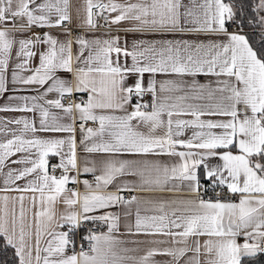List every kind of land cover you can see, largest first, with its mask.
Masks as SVG:
<instances>
[{"label":"snow or ice","instance_id":"obj_1","mask_svg":"<svg viewBox=\"0 0 264 264\" xmlns=\"http://www.w3.org/2000/svg\"><path fill=\"white\" fill-rule=\"evenodd\" d=\"M0 100V264H264V0H0Z\"/></svg>","mask_w":264,"mask_h":264},{"label":"crops","instance_id":"obj_2","mask_svg":"<svg viewBox=\"0 0 264 264\" xmlns=\"http://www.w3.org/2000/svg\"><path fill=\"white\" fill-rule=\"evenodd\" d=\"M73 3H74V5H77V6L82 5L83 0H73ZM113 27L115 28L116 26H113ZM120 27H123V25H121ZM104 31H106V29L104 27H100L97 34L99 35V34L103 33ZM121 34L123 35V33H121ZM131 38L132 37L130 36L129 39H131ZM190 38L194 39L195 37H190ZM207 79H209V78L208 77H200L201 82H205ZM2 103H4V101L0 100V104H2ZM16 115H19V114L18 113H11V112H0V118H5V119L10 118L12 116H16ZM87 178L91 179L92 177L89 175ZM133 210H134V208H133ZM129 246H131V245H129ZM156 259L159 261H166L168 258L164 257V256H157Z\"/></svg>","mask_w":264,"mask_h":264},{"label":"built area","instance_id":"obj_3","mask_svg":"<svg viewBox=\"0 0 264 264\" xmlns=\"http://www.w3.org/2000/svg\"><path fill=\"white\" fill-rule=\"evenodd\" d=\"M99 23L102 25L104 22H103V20L101 19L100 21H99ZM54 162V161H53Z\"/></svg>","mask_w":264,"mask_h":264}]
</instances>
